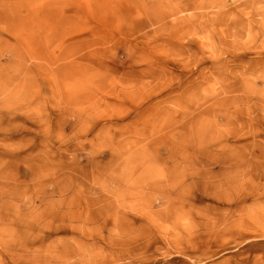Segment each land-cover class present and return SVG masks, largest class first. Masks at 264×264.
<instances>
[{"label":"rangeland","instance_id":"obj_1","mask_svg":"<svg viewBox=\"0 0 264 264\" xmlns=\"http://www.w3.org/2000/svg\"><path fill=\"white\" fill-rule=\"evenodd\" d=\"M0 264H264V0H0Z\"/></svg>","mask_w":264,"mask_h":264}]
</instances>
